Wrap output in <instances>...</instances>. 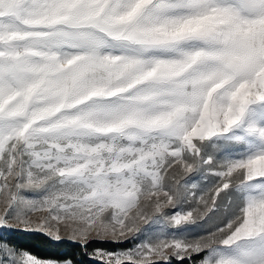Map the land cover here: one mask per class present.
Returning <instances> with one entry per match:
<instances>
[{
  "label": "snow or ice",
  "instance_id": "obj_1",
  "mask_svg": "<svg viewBox=\"0 0 264 264\" xmlns=\"http://www.w3.org/2000/svg\"><path fill=\"white\" fill-rule=\"evenodd\" d=\"M3 233L66 250L0 264H264V0H0Z\"/></svg>",
  "mask_w": 264,
  "mask_h": 264
},
{
  "label": "trees",
  "instance_id": "obj_2",
  "mask_svg": "<svg viewBox=\"0 0 264 264\" xmlns=\"http://www.w3.org/2000/svg\"><path fill=\"white\" fill-rule=\"evenodd\" d=\"M0 239L6 240L8 243L16 246L19 249L27 250L40 258H55L59 256L66 249L55 248L47 245L41 239H34L23 233H3L0 234ZM131 244H114L97 242L94 247H102L107 250H115L118 248H127Z\"/></svg>",
  "mask_w": 264,
  "mask_h": 264
},
{
  "label": "rangeland",
  "instance_id": "obj_3",
  "mask_svg": "<svg viewBox=\"0 0 264 264\" xmlns=\"http://www.w3.org/2000/svg\"><path fill=\"white\" fill-rule=\"evenodd\" d=\"M206 227H208V228H211L212 227V225L211 224H209V225H207ZM132 247V245H130L129 247H127V248H131ZM123 249H126V248H118V249H115V250H108V251H120V250H123Z\"/></svg>",
  "mask_w": 264,
  "mask_h": 264
}]
</instances>
